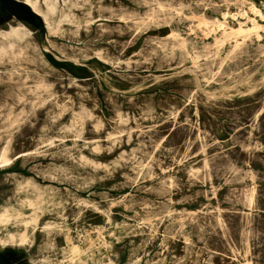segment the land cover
Segmentation results:
<instances>
[{"label": "rangeland", "instance_id": "1", "mask_svg": "<svg viewBox=\"0 0 264 264\" xmlns=\"http://www.w3.org/2000/svg\"><path fill=\"white\" fill-rule=\"evenodd\" d=\"M95 1L77 12L92 16L80 37L112 61L117 90L71 83L44 98L91 215L81 237L102 264H264V28L250 32L264 0H249L261 14L247 0Z\"/></svg>", "mask_w": 264, "mask_h": 264}, {"label": "water", "instance_id": "2", "mask_svg": "<svg viewBox=\"0 0 264 264\" xmlns=\"http://www.w3.org/2000/svg\"><path fill=\"white\" fill-rule=\"evenodd\" d=\"M85 1L0 0V264H102L81 237L74 156L44 111L71 83L117 90L116 68L84 53L95 43L66 34Z\"/></svg>", "mask_w": 264, "mask_h": 264}, {"label": "bare ground", "instance_id": "3", "mask_svg": "<svg viewBox=\"0 0 264 264\" xmlns=\"http://www.w3.org/2000/svg\"><path fill=\"white\" fill-rule=\"evenodd\" d=\"M136 1V0H135ZM160 1H162V0H160ZM167 1V0H166ZM169 1V0H168ZM180 1V0H179ZM203 1V0H202ZM225 1V0H224ZM229 1V0H228ZM249 0H247V2H248ZM94 2H96L95 0H94ZM145 2H147L146 0H145ZM159 2V1H158ZM165 2V1H164ZM171 2V1H170ZM169 2V3H170ZM201 2V1H200ZM226 2V1H225ZM250 2V1H249ZM87 3V2H86ZM85 3V4H86ZM154 3V2H153ZM161 3V2H160ZM163 3V2H162ZM166 3V2H165ZM169 3H168V5H169ZM207 3V2H206ZM159 4V3H158ZM139 5V4H138ZM160 5V4H159ZM164 5V4H163ZM122 6V5H121ZM247 6V5H246ZM106 7V6H105ZM181 7H183V5L181 6ZM204 7H205V5H204ZM248 7H250V9L252 10V13L254 14V13H260V8H258L253 2H250V5L248 6ZM247 7V8H248ZM99 8V7H98ZM108 8V7H107ZM107 8H105L104 9V7H103V9L104 10H106ZM121 8V7H120ZM200 8V7H199ZM216 8V7H215ZM215 8H214V10H215ZM264 8V7H263ZM91 9V8H90ZM102 9V10H103ZM111 9H114V7L113 8H111ZM124 9V8H123ZM127 9V8H126ZM161 9H163V8H161ZM238 9H240V8H238ZM220 10V9H219ZM90 10H89V6L87 5V6H85V10H84V12L80 15V16H78L77 17V19H76V21H74V24H73V27H72V29H71V32L74 34V35H76V36H79V35H83V33H86V32H88L89 31V24H90V22H91V20H92V16L90 15L91 13L89 12ZM120 11V10H119ZM238 11V10H237ZM244 11V10H243ZM250 11V10H249ZM248 11V12H249ZM262 11V10H261ZM263 11H264V9H263ZM130 12V11H129ZM152 12V11H151ZM175 12V11H174ZM173 12V13H174ZM116 13V12H115ZM121 13V12H120ZM124 13V12H123ZM138 13V12H137ZM136 13V14H137ZM144 13V12H143ZM193 13V12H192ZM212 13V12H211ZM222 13V12H221ZM242 13V12H241ZM99 14V13H98ZM132 14V13H131ZM135 14V15H136ZM139 14V13H138ZM159 14V13H158ZM184 14V13H183ZM199 14V13H198ZM220 14V13H219ZM238 14H240V13H238ZM237 14V15H238ZM245 14V13H244ZM261 14V13H260ZM259 14V15H260ZM132 15H134V12H133V14ZM146 15V14H145ZM235 15V14H234ZM257 15V14H256ZM141 16V15H140ZM139 16V17H140ZM150 16H151V14H150ZM204 16V15H203ZM209 16V15H208ZM228 16V13L227 12H225L224 13V11H223V14H222V18H223V20L221 21V22H219V25H221L222 27L221 28H223V30H224V32H223V34L225 33V32H227V28H225V25L223 24L224 23V19L226 18ZM242 15H240V17H241ZM247 16V15H246ZM152 17V16H151ZM157 17V16H156ZM245 17V16H244ZM254 17V16H253ZM252 17V18H253ZM126 18V17H125ZM143 18V17H142ZM155 18V17H154ZM202 18V17H201ZM228 18V17H227ZM251 18V17H250ZM259 18V17H258ZM257 18V19H258ZM264 18V17H263ZM263 18H261V20L263 19ZM98 19H99V17H98ZM204 19V18H203ZM256 18H254V20H255ZM149 20V19H148ZM206 20H208V19H206ZM241 20V19H240ZM257 21V20H256ZM253 22V26H252V30L250 29V32H252L253 30L254 31H257V29H261L262 30V28H264V26H262V25H260L259 23H257V22ZM100 22V21H99ZM103 22V21H102ZM145 22V21H144ZM213 22V21H212ZM240 22V21H239ZM251 22V21H250ZM107 23V22H106ZM120 23V22H119ZM179 23V22H178ZM200 23L202 24V22L200 21ZM204 23H205V21H204ZM218 23V22H217ZM98 24V23H97ZM143 24V23H142ZM158 24H160V23H157V25ZM180 24V23H179ZM233 24V23H232ZM243 24V23H242ZM242 24L238 27L237 26V28H229V30H228V33H236V34H243L244 32H246V28H244L243 26H242ZM252 24V23H251ZM139 25V24H138ZM141 25V24H140ZM218 25V26H219ZM120 26V25H119ZM143 26V25H142ZM148 26V25H147ZM197 26V25H196ZM217 25H216V29H217V27H218ZM249 26H251V25H249ZM94 27H95V25H94ZM130 27V26H129ZM140 27V26H139ZM144 27V26H143ZM160 27V26H159ZM184 27V26H183ZM262 27V28H261ZM103 28V27H102ZM132 28V27H131ZM188 28V27H187ZM213 28L214 27H212V30H211V32L213 31ZM248 28V27H247ZM144 29V28H143ZM148 29V28H147ZM168 29V28H167ZM215 29V28H214ZM113 30V29H112ZM121 30V29H120ZM116 31H118V29L116 28ZM191 31V30H190ZM189 31V32H190ZM106 32V31H105ZM122 32V31H121ZM154 32V31H153ZM192 32V31H191ZM210 32V33H211ZM150 33H151V31H150ZM168 33V32H167ZM201 33V32H200ZM203 33V32H202ZM205 33V32H204ZM208 33V32H207ZM206 33V34H207ZM101 34H103V33H101ZM100 34V35H101ZM190 34V33H189ZM220 34V33H219ZM264 34V33H263ZM165 35V34H164ZM203 35V34H202ZM208 35H209V33H208ZM137 36H138V34H137ZM136 36V37H137ZM144 36V35H143ZM149 36V35H148ZM194 36V35H193ZM204 36V35H203ZM217 36V35H216ZM239 36V35H238ZM90 37V36H89ZM88 37V38H89ZM158 37V36H157ZM198 37V36H197ZM116 38V37H115ZM127 38V37H126ZM141 38H142V36H141ZM140 38V39H141ZM148 38V37H147ZM196 38V37H195ZM98 39V38H97ZM158 39V38H157ZM221 39V38H220ZM229 39V38H228ZM260 39V38H259ZM96 40V39H95ZM102 40H104V39H102ZM107 40V39H106ZM113 40H115V39H113ZM112 40V41H113ZM145 40V39H144ZM148 40V39H147ZM146 40V41H147ZM160 40V39H159ZM158 40V41H159ZM168 40V39H167ZM203 40V39H202ZM211 40V39H210ZM118 41H120V40H118ZM127 41V40H126ZM155 41H157V40H155ZM162 41V40H161ZM149 42V41H148ZM154 42V41H153ZM160 42V41H159ZM170 42V41H169ZM133 43V42H132ZM141 43V42H140ZM187 43V42H186ZM211 43V42H210ZM215 43V42H214ZM138 44H139V42H138ZM165 45H166V43H165ZM217 45V44H216ZM215 45V46H216ZM222 45V44H221ZM123 46V45H122ZM137 47H139V46H137ZM161 47V46H160ZM235 47V46H234ZM123 48V47H122ZM142 48V47H141ZM104 49V48H103ZM130 49V48H129ZM140 49V48H139ZM153 49V48H152ZM156 49V48H155ZM97 50V49H96ZM100 50H102V49H100ZM107 50V49H106ZM123 50V49H122ZM131 50V49H130ZM134 50V49H133ZM172 50V49H171ZM196 50H197V48H196ZM232 50V49H231ZM157 51H158V49H157ZM166 51V50H165ZM234 51V50H233ZM99 52V51H98ZM101 52V58H103L104 59V53H105V51L104 50H102V51H100ZM129 52V51H128ZM127 52V53H128ZM133 52V51H132ZM135 52V51H134ZM145 52V51H144ZM151 52V51H150ZM136 53H137V51H136ZM147 53V52H146ZM157 52H155V54H156ZM174 53V52H173ZM226 53V52H225ZM252 53V52H251ZM94 54H96L95 52H94ZM154 54V53H153ZM106 55V54H105ZM117 55V54H116ZM128 55V54H127ZM174 56V54H171L170 55V57L171 56ZM151 56V55H150ZM169 56V55H168ZM172 56V57H173ZM110 57V56H109ZM108 57V58H109ZM126 57V56H125ZM152 57V56H151ZM155 57V56H154ZM163 59H165V58H163ZM105 60V59H104ZM133 60V59H132ZM107 61V60H106ZM121 61V60H120ZM134 61H136V60H134ZM165 61V60H164ZM130 62H131V60H130ZM146 62V61H145ZM215 62V61H214ZM225 62V61H224ZM111 63H112V61H111ZM137 63V62H136ZM135 63V64H136ZM161 63V62H160ZM193 63V62H192ZM128 65H130V64H128ZM212 65V64H211ZM214 65V64H213ZM222 66V65H221ZM221 66H220V68H221ZM130 67V66H129ZM128 69V68H127ZM189 69V68H188ZM194 69V68H193ZM198 69V68H197ZM200 69V68H199ZM190 71V70H189ZM193 71V70H192ZM185 72H187V71H185ZM206 72V71H205ZM223 72H225V70L223 71ZM133 73V72H132ZM218 73H220L219 71H218ZM170 75V74H169ZM168 75V76H169ZM172 75H174V73L172 74ZM198 75V74H197ZM252 76V75H251ZM183 77V76H182ZM76 85V84H75ZM83 86V85H82ZM248 86V85H247ZM80 87V86H79ZM85 88V87H84ZM89 88V87H88ZM214 92H216V91H214ZM54 93H55V91H54ZM75 93H77V92H75ZM83 93V92H82ZM86 93V92H85ZM112 94H114V93H112ZM64 95V94H63ZM81 95V94H80ZM227 95V94H226ZM49 96V95H48ZM53 96H55V95H53ZM52 96V97H53ZM119 96V95H118ZM57 97V96H56ZM181 97V96H180ZM50 98V97H49ZM48 99V98H47ZM57 99V98H56ZM71 99V98H70ZM107 99V98H106ZM204 99H206V98H204ZM109 100V99H108ZM112 100V99H111ZM189 100V99H188ZM49 101V100H48ZM71 101H72V103H71V105L73 104V100L71 99ZM190 101V100H189ZM51 102V101H50ZM208 102V101H207ZM75 103V102H74ZM80 103H81V101H80ZM112 103V102H111ZM50 104V103H49ZM55 104H57V103H55ZM62 104V103H61ZM82 104V103H81ZM143 104V103H142ZM58 105V104H57ZM63 106H65V107H67V103H66V101L64 102V104H62ZM83 105V104H82ZM144 105H145V103H144ZM147 105V104H146ZM59 106V105H58ZM61 106V105H60ZM59 106V107H60ZM68 106H70V105H68ZM73 106V105H72ZM85 106V105H84ZM116 106V105H115ZM52 107V106H51ZM55 107V106H54ZM76 107H77V105H76ZM79 107V106H78ZM77 107V108H78ZM81 107V106H80ZM119 107V106H118ZM174 107V106H173ZM61 108V107H60ZM69 108V107H68ZM73 108V107H72ZM72 108L70 109V110H72ZM85 108V107H84ZM264 108V107H263ZM65 110H67V108H65ZM85 110V109H84ZM83 109H81L80 108V111H77V113H75V111H74V113H75V115L73 116V118H71V120H70V127H73V129H77V127H82L83 126V124H82V116H83V113H84V116H85V112H83L84 111ZM118 110V109H117ZM171 110H172V108H171ZM69 111V110H68ZM87 111V110H86ZM119 111V110H118ZM46 112H48V111H46ZM60 112V111H59ZM58 112V113H59ZM65 111L63 110V113H64ZM259 112V111H258ZM66 113V112H65ZM120 113V112H119ZM128 113V112H127ZM260 113H261V111H260ZM62 114V113H61ZM117 114V113H116ZM56 115H57V113H56ZM255 115V114H254ZM54 115H52V117H53ZM176 116V115H175ZM179 116V115H178ZM257 116V115H256ZM58 117H59V114L57 115V119H58ZM90 117V116H89ZM187 117H189V116H187ZM259 117V116H258ZM62 118V117H61ZM175 118V117H174ZM56 119V120H57ZM89 119V118H88ZM90 119H91V117H90ZM89 119V120H90ZM190 119V118H189ZM96 120V119H95ZM174 120V119H173ZM186 120V119H185ZM85 120H83V122H84ZM121 121V120H120ZM175 121V120H174ZM251 122H252V119H251ZM69 123V122H68ZM85 123V122H84ZM173 123V122H172ZM193 123V122H192ZM181 124V123H180ZM210 124V123H209ZM81 125V126H80ZM152 125V124H151ZM173 125V124H172ZM190 125H192V124H190ZM94 126V125H93ZM121 126V125H120ZM211 126V125H210ZM155 127V126H154ZM204 127H205V125H204ZM67 128V127H66ZM149 128V127H148ZM189 128V127H188ZM264 128V127H263ZM121 129V128H120ZM151 129V128H150ZM69 130V129H68ZM78 130V129H77ZM80 131V129L78 130V132ZM208 131V130H207ZM262 132V131H261ZM263 132H264V130H263ZM121 134H122V132H120ZM198 134V133H197ZM203 134V133H202ZM80 135V134H79ZM78 135V136H79ZM191 135V134H190ZM116 136H117V134H116ZM185 136V135H184ZM149 137V136H148ZM199 137V136H198ZM77 138V137H76ZM78 139V138H77ZM190 139V138H189ZM263 139V138H262ZM146 140V139H145ZM154 140H155V138H154ZM191 140V139H190ZM201 140V139H200ZM161 141V140H160ZM159 141V142H160ZM185 141H186V139H185ZM194 141H196V140H194ZM251 141V140H250ZM137 142H140V141H137ZM201 142V141H200ZM191 143V142H190ZM197 143V142H196ZM143 144V143H142ZM184 144V143H183ZM262 144V143H261ZM160 145V144H159ZM193 145V144H192ZM203 145V144H202ZM143 146H144V144H143ZM185 146V145H184ZM190 146V145H189ZM197 146V145H196ZM244 146V145H243ZM144 147H146V144H145V146ZM246 147V146H245ZM233 148V147H232ZM94 149V148H93ZM203 149V148H202ZM155 150V149H154ZM173 150V149H172ZM201 150V149H200ZM204 150V149H203ZM198 151V150H197ZM220 151V150H219ZM154 152V151H153ZM167 154H168V152H167ZM227 154V153H226ZM225 154V155H226ZM131 155V154H130ZM189 155V154H188ZM78 157V156H77ZM82 157V156H81ZM132 157V156H131ZM189 157H190V155H189ZM79 158V157H78ZM134 158V157H133ZM187 158V157H186ZM124 161V160H123ZM95 161H92V163H94ZM143 162H145V161H143ZM155 162V161H154ZM162 162V161H161ZM164 162V161H163ZM96 164H97V162H95ZM98 163H100V162H98ZM109 163V162H108ZM180 163V162H179ZM205 163V162H204ZM140 164V163H139ZM163 164V163H162ZM105 165V164H104ZM145 165V164H144ZM100 166V165H99ZM148 166H151V165H148ZM206 166H208V165H206ZM96 167V166H95ZM94 167V168H95ZM141 167V166H140ZM152 167V166H151ZM167 167H169V166H167ZM205 167V166H204ZM131 168V167H130ZM142 168V167H141ZM150 168V167H149ZM98 169V168H97ZM179 169V168H178ZM185 170H186V168H185ZM202 170V169H201ZM141 171H142V169H141ZM140 171V172H141ZM148 172V171H147ZM189 172V171H188ZM143 173V172H142ZM122 174H123V172H122ZM121 174V175H122ZM140 174V173H139ZM150 174V173H149ZM189 174V173H188ZM77 177H79L78 175H76ZM126 176V175H125ZM168 176V175H167ZM146 177V176H145ZM174 177V176H173ZM199 177V176H198ZM205 177V176H204ZM133 178V177H132ZM131 178V179H132ZM160 178V177H159ZM161 179V178H160ZM199 179V178H198ZM89 180V179H88ZM138 180V179H137ZM80 181V180H79ZM83 181V180H82ZM86 181H87V179H86ZM91 181H93V180H91ZM130 181V180H129ZM162 181H163V179H162ZM180 182V181H179ZM86 183V182H85ZM156 183V182H155ZM172 183H173V181H172ZM132 184V183H131ZM180 184V183H179ZM86 185V184H85ZM84 185V186H85ZM166 185V184H165ZM181 185V184H180ZM171 187V186H170ZM83 188V187H82ZM170 192V191H169ZM167 193V192H166ZM165 193V194H166ZM163 194V193H162ZM105 197H106V195H105ZM140 200H141V198H140ZM112 201V200H111ZM146 201V200H145ZM152 202V201H151ZM165 202V201H164ZM163 202V203H164ZM145 203V202H144ZM162 203V204H163ZM166 203V202H165ZM87 204V203H86ZM118 204H120V203H118ZM141 204V203H140ZM153 204V203H152ZM88 205H89V203H88ZM158 205V204H157ZM124 206V205H123ZM129 206V205H128ZM166 206V205H165ZM164 205L162 206V208L163 207H165ZM160 207V206H159ZM167 207V206H166ZM95 208H96V206H95ZM169 208V207H168ZM131 209V208H130ZM159 209V208H158ZM150 210V209H149ZM161 211V210H160ZM112 213V212H111ZM138 213V212H137ZM163 213V212H162ZM165 213V212H164ZM139 214V213H138ZM151 214V213H150ZM155 214V213H154ZM160 217H162V216H160ZM110 217H108V219H109ZM168 219V218H167ZM150 221V220H149ZM139 223V222H138ZM152 223V222H151ZM178 224V223H177ZM137 225H140V224H137ZM142 225H144V224H142ZM134 227V226H133ZM226 227V226H225ZM132 228V227H131ZM130 228V229H131ZM228 228V227H227ZM135 229V228H134ZM142 229V228H141ZM154 229V228H153ZM229 229V228H228ZM95 230H97V232H98V234L103 238V236H102V231L101 230H99V228H96ZM155 230V229H154ZM227 230V229H226ZM262 230V229H261ZM82 231V230H81ZM128 231H129V229H128ZM128 231H126V232H128ZM131 231V230H130ZM140 231V230H139ZM238 231V230H237ZM257 231H259V230H257ZM125 232V233H126ZM153 232V231H152ZM142 233V232H141ZM233 233H235L234 231H233ZM262 233H264V232H262ZM164 234H166V233H164ZM232 235H234V234H232ZM143 236V235H142ZM237 236V235H236ZM92 237H94V236H92ZM146 237V236H145ZM148 238V237H147ZM104 239V238H103ZM256 239V238H255ZM259 239H260V237H259ZM144 240V239H143ZM235 240V239H234ZM260 241V240H259ZM258 241V242H259ZM230 242V241H229ZM236 242V241H235ZM106 243V242H105ZM143 243H145V242H143ZM237 243V242H236ZM263 243V242H262ZM225 245V244H224ZM261 245V244H260ZM140 246V245H139ZM264 249V248H263ZM213 251V250H212ZM263 251V250H262ZM214 252V251H213ZM218 252V251H217ZM259 251H257V253H258ZM260 253V252H259ZM262 253V252H261ZM188 254V253H187ZM189 254H192V253H189ZM211 254V253H210ZM212 255V254H211ZM215 255V254H214ZM259 255V254H258ZM208 256V255H207ZM210 256V255H209ZM251 257V256H250ZM254 257H256V256H254ZM262 257V256H261ZM209 258V257H208ZM207 258V259H208ZM213 259V258H212ZM216 259V258H215ZM209 260V259H208ZM205 262V261H204ZM252 262V261H251ZM250 262V263H251ZM259 263V262H258ZM246 264V263H245Z\"/></svg>", "mask_w": 264, "mask_h": 264}]
</instances>
